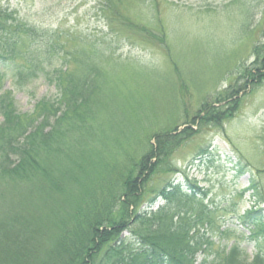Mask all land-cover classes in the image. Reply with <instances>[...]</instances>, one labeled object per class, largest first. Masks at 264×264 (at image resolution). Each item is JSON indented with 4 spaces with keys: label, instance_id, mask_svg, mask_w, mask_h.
Instances as JSON below:
<instances>
[{
    "label": "rangeland",
    "instance_id": "374dc122",
    "mask_svg": "<svg viewBox=\"0 0 264 264\" xmlns=\"http://www.w3.org/2000/svg\"><path fill=\"white\" fill-rule=\"evenodd\" d=\"M97 3L0 0L21 15L53 7L55 24L43 29L59 30L68 50L85 62L72 70L79 76L83 65L98 67L99 91L81 124L86 128L64 135L60 144L57 175L69 203L86 211L106 207L131 170L157 161L158 137L173 151L140 180L142 201L185 175L208 192L207 205L223 206L224 198L237 203L234 192L251 179L264 192V0H115L108 26ZM120 16L135 28L122 26ZM55 95L44 81L15 93L24 113ZM210 114L219 119L209 121ZM241 161L246 174L238 177ZM248 196L242 213L255 206ZM229 216L217 212L213 233L206 232L213 251L243 241L241 232L249 236ZM227 228L234 231L220 239ZM245 246L253 251L250 242Z\"/></svg>",
    "mask_w": 264,
    "mask_h": 264
},
{
    "label": "trees",
    "instance_id": "16d2710c",
    "mask_svg": "<svg viewBox=\"0 0 264 264\" xmlns=\"http://www.w3.org/2000/svg\"><path fill=\"white\" fill-rule=\"evenodd\" d=\"M115 4L98 0L97 14L106 17L107 26ZM52 8L45 4L34 14L27 10L21 15L17 7L0 4V264H264V192L254 180L234 192L237 203L224 198L223 206L205 204L208 192L186 175L142 201L140 180L173 151L160 137L157 161L146 160L131 170L122 192L106 207L86 211L69 203L57 175L60 144L64 135L86 128L81 124L99 91V70L93 64L85 69L59 30L43 29L55 24ZM118 20L135 28L121 16ZM78 63L84 66L79 76L72 70ZM7 81L10 89H5ZM38 81L53 87L56 95L24 113L15 93ZM207 119L215 123L219 115ZM244 168L242 161L236 165L238 177L246 174ZM246 195L255 206L242 213ZM219 211L249 236L241 232L243 241L223 243L213 251L206 232L213 233ZM228 230L234 231L225 229L220 239ZM247 242L253 245L251 253Z\"/></svg>",
    "mask_w": 264,
    "mask_h": 264
}]
</instances>
